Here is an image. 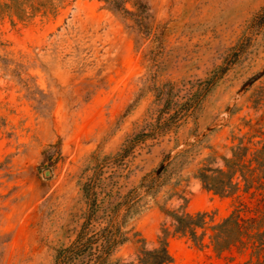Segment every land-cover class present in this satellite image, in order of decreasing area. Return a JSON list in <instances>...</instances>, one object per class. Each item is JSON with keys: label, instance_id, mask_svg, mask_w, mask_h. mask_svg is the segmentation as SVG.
<instances>
[{"label": "rangeland", "instance_id": "obj_1", "mask_svg": "<svg viewBox=\"0 0 264 264\" xmlns=\"http://www.w3.org/2000/svg\"><path fill=\"white\" fill-rule=\"evenodd\" d=\"M142 1L139 23L103 0H0V264H54L82 228L97 167L102 208L135 191L115 251L157 246L172 196L217 221L232 212V197L186 191V176L245 135L264 141V0ZM172 115L121 164L107 160ZM170 250V264L250 258L180 236Z\"/></svg>", "mask_w": 264, "mask_h": 264}, {"label": "trees", "instance_id": "obj_2", "mask_svg": "<svg viewBox=\"0 0 264 264\" xmlns=\"http://www.w3.org/2000/svg\"><path fill=\"white\" fill-rule=\"evenodd\" d=\"M107 5L124 14L135 17L137 22L145 18L147 4L135 0L136 11H131L127 4L131 0H103ZM264 22V8L254 18V21ZM170 99L165 102L164 111L168 109ZM177 124L175 116H170L164 123L158 122L149 132H140L128 138L121 150L110 156L112 164H121L142 139L154 136L162 128ZM260 134L263 131L258 130ZM253 137L247 135L239 138L232 147L233 159H225L226 169H211L208 163L199 169L198 176L203 181V187L223 197L234 199L233 210L220 221L208 211L190 212L185 205L181 206L183 215L176 211H167L172 217L169 227L163 225L158 239V249L146 251L140 246L137 255L140 264H170L174 257L170 250V240L173 237H188L201 248H212L221 255L226 251L236 249L239 253H248L249 260L244 264H264V141L253 142ZM164 171V170H163ZM215 171L218 175L210 177L208 172ZM102 167H97L91 177L83 183V192L87 200L88 210L85 220L76 240L68 247L57 250L54 264H109L120 244L127 240L122 232V224L117 222L119 211L126 208L123 216L126 222L128 215L136 205L133 198L134 190L121 197L112 208H102L99 196L102 188ZM225 185L230 190L225 192ZM112 204V203H111ZM103 212L100 214V212ZM104 224V225H103ZM145 241V239L143 240ZM119 264V261L116 262Z\"/></svg>", "mask_w": 264, "mask_h": 264}, {"label": "clouds", "instance_id": "obj_3", "mask_svg": "<svg viewBox=\"0 0 264 264\" xmlns=\"http://www.w3.org/2000/svg\"><path fill=\"white\" fill-rule=\"evenodd\" d=\"M209 157V155H204L202 159L206 160V158ZM222 157H226L227 160L231 161L233 159V153L231 151H225L222 154ZM211 169H220L222 171H225L226 164L225 159L221 157H216L214 162L208 165ZM208 175L210 177H214L218 175L215 171L208 172ZM186 179L188 180V187L186 191H189L193 194H199L200 191L203 189V181L199 178L196 173H188L186 176ZM230 187L228 185H225V192L229 191ZM184 199H182L180 196H172L171 200L169 201V210L176 211L177 214L183 215V211H181V206L184 204ZM172 217H169L168 219L164 220L163 222L166 223V225L172 220ZM144 248L146 251H153L158 249V246H154L151 242H146L144 245ZM142 255H136L135 253H123L119 250L114 251L111 257H109L110 264H116V261H119V264H140V257Z\"/></svg>", "mask_w": 264, "mask_h": 264}, {"label": "water", "instance_id": "obj_4", "mask_svg": "<svg viewBox=\"0 0 264 264\" xmlns=\"http://www.w3.org/2000/svg\"><path fill=\"white\" fill-rule=\"evenodd\" d=\"M264 72V71H263ZM263 72H260L258 75H256L254 78H252V80L251 81H254V80H256L260 75H262L263 74ZM163 167L164 166H162L161 168H160V170L159 171H161L162 169H163ZM51 173V171L50 170H48L47 172H46V175H48V174H50Z\"/></svg>", "mask_w": 264, "mask_h": 264}]
</instances>
